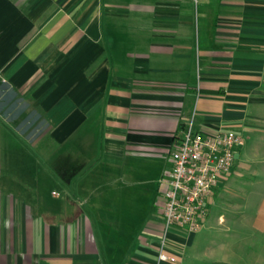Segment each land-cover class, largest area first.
<instances>
[{
    "label": "crops",
    "instance_id": "0c3cea01",
    "mask_svg": "<svg viewBox=\"0 0 264 264\" xmlns=\"http://www.w3.org/2000/svg\"><path fill=\"white\" fill-rule=\"evenodd\" d=\"M191 120L245 144L159 262ZM1 213L0 264H264V0H0Z\"/></svg>",
    "mask_w": 264,
    "mask_h": 264
},
{
    "label": "built area",
    "instance_id": "2783aa9c",
    "mask_svg": "<svg viewBox=\"0 0 264 264\" xmlns=\"http://www.w3.org/2000/svg\"><path fill=\"white\" fill-rule=\"evenodd\" d=\"M245 139L231 131L206 132L188 124L180 144L171 152L173 168L167 174L162 206L163 230L159 262H176L168 252L173 231H200L210 212L215 190L229 175Z\"/></svg>",
    "mask_w": 264,
    "mask_h": 264
},
{
    "label": "rangeland",
    "instance_id": "374dc122",
    "mask_svg": "<svg viewBox=\"0 0 264 264\" xmlns=\"http://www.w3.org/2000/svg\"><path fill=\"white\" fill-rule=\"evenodd\" d=\"M53 186H54V189H55V188H56V189H59L57 185H56V187H55V185H53ZM52 189H53V188H52ZM46 191H47V190H46ZM35 192H38L37 188L35 189ZM53 197H54V196H53ZM7 216H8V214L1 213V214H0V218H1L0 220H1V222L4 221L5 217H7ZM4 231H5V229H4V230H3V229H0V234L3 233Z\"/></svg>",
    "mask_w": 264,
    "mask_h": 264
}]
</instances>
